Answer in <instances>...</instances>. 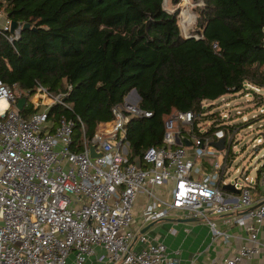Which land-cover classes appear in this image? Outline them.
Listing matches in <instances>:
<instances>
[{
  "label": "built area",
  "instance_id": "obj_1",
  "mask_svg": "<svg viewBox=\"0 0 264 264\" xmlns=\"http://www.w3.org/2000/svg\"><path fill=\"white\" fill-rule=\"evenodd\" d=\"M11 22L0 6V28L10 31L7 38L13 42L23 24L11 30ZM214 46L218 47L217 42ZM263 89L247 81L243 89L230 93L243 92L263 104ZM66 95L42 84L28 95L18 85L0 79V264H66L73 252L76 263L83 264L96 245L104 248L101 257L111 264H179L178 255L169 252L163 241L149 240L132 227L140 192L152 198L143 210L146 222L166 217L173 209L184 210L208 221L214 235L229 236L210 214L247 209L248 217L258 225L264 221V171L259 180L263 200L256 205L250 183L237 196L225 193L218 183L228 162L220 159L223 149L213 142L226 135L227 146L228 134L237 130L231 111L215 112L212 124H229L232 129L221 127L211 135L199 134L197 127L203 132L202 117L212 111H173L165 120L162 143L148 147L139 164L129 158L127 124L132 116H150L152 111L127 96L112 107V119L101 122L79 148L73 119L62 115L54 131L48 119L53 104H67ZM23 97L34 107L29 116L18 107ZM257 141L264 143V136ZM92 144L96 156L91 155ZM206 155L213 157L214 170L196 178V161ZM168 182L172 183L169 199L155 191ZM258 225H250L248 242L220 264H240L260 251ZM137 238L145 242L141 249L134 248Z\"/></svg>",
  "mask_w": 264,
  "mask_h": 264
},
{
  "label": "trees",
  "instance_id": "obj_2",
  "mask_svg": "<svg viewBox=\"0 0 264 264\" xmlns=\"http://www.w3.org/2000/svg\"><path fill=\"white\" fill-rule=\"evenodd\" d=\"M163 2L2 0L11 20L30 26L13 42L0 28V79L28 95L38 84L66 92L67 104H53L48 119L51 131L62 115L73 119L79 148L136 89L139 105L152 115L132 116L126 140L130 160L142 159L162 143L173 111L204 113V100L238 92L247 81L264 87V0H204L200 37L183 36L178 12ZM26 103L28 115L33 108ZM221 127L230 125L197 130L211 135Z\"/></svg>",
  "mask_w": 264,
  "mask_h": 264
},
{
  "label": "crops",
  "instance_id": "obj_3",
  "mask_svg": "<svg viewBox=\"0 0 264 264\" xmlns=\"http://www.w3.org/2000/svg\"><path fill=\"white\" fill-rule=\"evenodd\" d=\"M127 96H134L135 99L140 100V95L136 89H133ZM28 105H31L34 110L31 101H29ZM40 107L43 108L44 106L41 105ZM30 114L29 112L27 116ZM129 147L130 143L128 150ZM190 150L192 151V148ZM212 159L211 155L197 159L193 176L200 178L204 172L213 171ZM224 161L228 162V164L225 172H221L218 183L222 186L225 193L237 196L241 187L250 183L255 196V205L260 203L263 200V191L259 180L264 171V168L261 170V166L264 164V157L256 167V173L251 174L247 170H243L242 175L246 176V178L244 177L241 185L238 183L235 187L232 186L229 189L224 188L225 183H230L226 181L227 168L232 163L229 153L224 158ZM171 188L172 183L168 182L163 186H156L155 191L169 199ZM151 199L146 192L139 193L134 208L132 227L140 235L145 234L149 240L163 241L167 245L169 252L178 255L179 264H220L223 258L236 255L240 247L248 242L246 237L251 231L249 230L250 225H258L256 221L248 217L247 209L229 211L223 214H210V218L216 220L218 228L223 231L227 230L231 234L229 236L225 234L214 235L208 221L184 210L173 209L166 217L146 222L143 221V210ZM226 218H230L231 221L227 222ZM258 227L261 249L253 258H244L240 264H264V221ZM144 244L145 242L137 238L134 242V248L141 249ZM104 252L105 250L102 246L96 245L94 253L83 264H111L101 257ZM66 264H77L74 252L70 254Z\"/></svg>",
  "mask_w": 264,
  "mask_h": 264
},
{
  "label": "rangeland",
  "instance_id": "obj_4",
  "mask_svg": "<svg viewBox=\"0 0 264 264\" xmlns=\"http://www.w3.org/2000/svg\"><path fill=\"white\" fill-rule=\"evenodd\" d=\"M163 3L167 10L178 12L179 25L183 36L202 35L203 28L200 26V20L205 4L204 0H179L178 2L176 0H164ZM226 95H228L227 97L224 96L226 98L222 96L214 101L204 103L208 106V111L213 113L212 115L207 113L202 117L201 130L205 132L209 124H212L214 117H217L215 112H232V123L236 124L237 130L233 134H228L227 146L223 149L220 158L224 161L228 149H232L230 153L232 163L227 168L226 181L235 182L237 178L239 179V185H241L244 180L241 171L247 170L251 174L256 173V167L264 157V143L257 141L259 137L264 136L262 133L264 129V103L257 102V98L248 99L243 92ZM132 98L130 99H135L134 96ZM262 99L264 101V95ZM227 102H229L228 105ZM231 135L233 137L232 141ZM257 144L258 146H256Z\"/></svg>",
  "mask_w": 264,
  "mask_h": 264
},
{
  "label": "water",
  "instance_id": "obj_5",
  "mask_svg": "<svg viewBox=\"0 0 264 264\" xmlns=\"http://www.w3.org/2000/svg\"><path fill=\"white\" fill-rule=\"evenodd\" d=\"M18 26H19V22L16 21V20H12V22H11V30H14V29H15L16 27H18ZM28 26H30V23H29V22L23 24V27H28ZM26 101H27V97H23V98H21V99L19 100V102H18V107H19L20 109H22ZM185 142H186V144H188V145L191 144V140H190L189 138H187V137H185ZM213 143H214V145L217 146L218 148H220V149H224V148L226 147V135H223V136L220 137L218 140H215ZM91 155H92V156H96V155H97L96 150H95V145H94V144L91 145ZM136 161L140 164V163H141V158L138 157ZM242 173H243V172H241V174H242ZM237 180H239V179L236 178V181H237ZM232 186L235 187V183L231 182V183H225V184H224V188H227V189L231 188ZM185 219H187V218H185Z\"/></svg>",
  "mask_w": 264,
  "mask_h": 264
}]
</instances>
